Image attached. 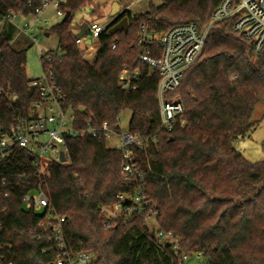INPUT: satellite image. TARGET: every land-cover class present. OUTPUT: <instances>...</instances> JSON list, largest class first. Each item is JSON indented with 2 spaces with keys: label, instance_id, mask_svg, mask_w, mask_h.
<instances>
[{
  "label": "trees",
  "instance_id": "1",
  "mask_svg": "<svg viewBox=\"0 0 264 264\" xmlns=\"http://www.w3.org/2000/svg\"><path fill=\"white\" fill-rule=\"evenodd\" d=\"M55 1L71 19L92 5V0H0V128L5 131L30 119L41 100L27 74L32 45L28 38L17 40L13 18L32 19ZM150 1L146 14L127 10L116 21L126 18L127 32L110 36V27L100 36L92 61L77 45L71 20L52 27L48 34L58 37L60 53L42 58V67L60 89V103L73 114L77 131L108 123L119 132V118L131 111L129 131L144 141L137 160L146 195L157 210L159 231L172 234L181 252L161 244L140 221L104 229L101 209L128 190L122 151L90 135L67 136L69 163L52 164L47 175L19 146L0 163V264L53 263L54 254L44 252L46 242L34 238L45 213L27 211L23 203L27 193L38 191L56 216L67 219L72 249L93 254L95 264H180L182 254L204 264H264V161L251 163L236 148L254 130L253 115L264 102V51L256 54L252 42L235 32V19L215 24L203 55L171 94L185 106V124L166 131L157 98L159 72L137 62L140 29L162 33L188 23L205 29L224 0H161L157 8ZM125 65L141 69L132 92L119 84Z\"/></svg>",
  "mask_w": 264,
  "mask_h": 264
},
{
  "label": "built area",
  "instance_id": "2",
  "mask_svg": "<svg viewBox=\"0 0 264 264\" xmlns=\"http://www.w3.org/2000/svg\"><path fill=\"white\" fill-rule=\"evenodd\" d=\"M57 16L64 19L66 14L60 9L61 1L53 3ZM50 4L36 11L32 18L36 24L47 23L42 19L44 10ZM96 5L86 6L78 19L72 18V25L76 36L81 32L84 23L88 30L83 38L76 39L77 45L84 57L94 60L98 51V40L106 32L114 19H110L111 7L104 9V16L96 13ZM106 12V13H105ZM235 19L234 30L247 41L252 42L256 54L264 51V0H224L215 10L211 23L201 29L195 23L175 26L162 33H151L143 25L140 29L139 46L142 53L137 62L159 72L160 81L157 98L160 109L161 127L172 131L177 125L184 126L186 109L179 98L171 97L181 85L186 72L195 65L205 50L211 28L217 24ZM35 25L25 23L20 32L26 36ZM91 41L88 45L86 42ZM36 43V40H35ZM116 49V44L113 45ZM40 58L50 60L48 54H41ZM86 58V59H87ZM141 77L140 67L125 65L119 75V84L123 91L132 92L138 88ZM51 73L34 79L31 87L40 92V101L34 106V115L28 120L20 121L10 132L0 128V163L9 155L11 148L19 146L29 150L34 157L35 166L42 174L47 175L52 164L65 165L70 157L66 146L67 136L90 135L99 141L107 142L116 132L108 123L100 128L77 131L74 128V116L63 109L60 101L63 99L60 89L52 81ZM17 96L12 98L16 101ZM119 125L122 118L118 120ZM123 154L122 176L128 190L120 193L116 201L101 209L103 227L110 230L118 225H130L140 221L142 225L154 234L163 245H173L177 253L180 248L172 234L163 233L150 227V222L157 224V210L154 203L146 195V178L138 164L137 151L142 149L144 141L130 131L119 135ZM62 155L66 162L62 163ZM8 196V194H6ZM27 211L38 214L45 213L40 221L34 238L46 242L45 253H53L52 264H95L96 257L86 252L74 251L69 244L65 226L67 219L54 214L50 202L43 191L29 192L23 198ZM189 258L182 254L180 264H188Z\"/></svg>",
  "mask_w": 264,
  "mask_h": 264
},
{
  "label": "rangeland",
  "instance_id": "3",
  "mask_svg": "<svg viewBox=\"0 0 264 264\" xmlns=\"http://www.w3.org/2000/svg\"><path fill=\"white\" fill-rule=\"evenodd\" d=\"M118 3L121 6L122 11L128 8L132 15L146 14L151 8L150 0H92V4L98 7V16H104V9ZM162 4L161 0H154L152 6L157 8ZM106 13V12H105ZM80 17L77 14L74 19ZM112 19V17H109ZM42 19L47 23L36 24L33 19H25L21 17H14L13 22L18 29L17 40L28 38V43H31V48L28 51L27 56V74L31 79L41 78L44 76V70L42 67V60L40 58L41 54H55L60 53L59 40L56 35H50L47 37L48 30L52 27L60 24L63 19L57 16L56 7L50 4L43 12ZM30 23L35 25L34 29L31 31V36H26L20 32V29L25 23ZM3 27V22H0V32ZM76 31V30H75ZM36 40V43H35ZM87 58V57H86ZM87 60L92 61L90 58ZM132 118L131 111H127L122 115V123L120 124V131L111 136L107 140L106 146L111 149L121 148V138L120 134L129 131V126ZM253 122L256 123L254 130L248 134L245 138H241L236 143V148L244 155V157L251 163H258L264 161V102L260 103L253 115ZM150 227L157 230V224L152 221L149 223ZM188 264H204L202 259L193 258L188 261Z\"/></svg>",
  "mask_w": 264,
  "mask_h": 264
},
{
  "label": "water",
  "instance_id": "4",
  "mask_svg": "<svg viewBox=\"0 0 264 264\" xmlns=\"http://www.w3.org/2000/svg\"><path fill=\"white\" fill-rule=\"evenodd\" d=\"M125 11H122L121 6L116 2L112 5L111 7V13L110 17L114 19L112 24L110 25L111 29L109 31L110 36H115L118 33L121 32H127L129 30V23L128 20L125 18L121 22L116 23V21L124 14ZM71 20V13H67L66 16L64 17L62 23L69 22ZM88 30V25L84 23L81 27V32L77 35L78 38H83ZM47 37L49 34L46 35ZM88 45L91 44V41L86 42ZM32 161H34V157L31 158ZM61 162L65 163L66 158L64 155H62ZM152 237H154V234H152Z\"/></svg>",
  "mask_w": 264,
  "mask_h": 264
},
{
  "label": "crops",
  "instance_id": "5",
  "mask_svg": "<svg viewBox=\"0 0 264 264\" xmlns=\"http://www.w3.org/2000/svg\"><path fill=\"white\" fill-rule=\"evenodd\" d=\"M127 10H129L128 8H126V9H124L123 11H127ZM31 79V78H30ZM36 79H38V78H36ZM31 80H34V79H31Z\"/></svg>",
  "mask_w": 264,
  "mask_h": 264
}]
</instances>
